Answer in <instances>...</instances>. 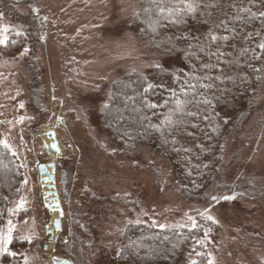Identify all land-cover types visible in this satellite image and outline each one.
<instances>
[{"label":"rangeland","instance_id":"374dc122","mask_svg":"<svg viewBox=\"0 0 264 264\" xmlns=\"http://www.w3.org/2000/svg\"><path fill=\"white\" fill-rule=\"evenodd\" d=\"M139 1L0 0V25L26 32L8 33L9 42L17 41L15 49L0 45V140L19 152L27 180L21 196L8 202L2 228L11 220L20 236L32 237L24 246L10 244L17 255H0V264H25V257L27 264H53L58 255L73 264H127L117 253L129 224L180 230L175 226H190L189 216L204 220L198 211L205 208L217 221L215 234L202 237L207 262L264 264V66L259 105L241 135L227 130L220 187L204 199L182 198L170 162L154 148L139 146L125 155L104 128L114 83L132 72L152 75L157 64L175 69L179 61L140 38L134 23ZM33 4L46 16L44 29L31 15ZM151 80L161 85L163 78ZM33 89L38 108L29 132ZM50 129L60 156L44 151L41 136ZM53 158L64 217L61 233L50 242L45 227L52 214L43 205L37 166ZM212 195L235 199L211 200ZM21 197L24 209L10 214ZM190 258L185 253L177 264Z\"/></svg>","mask_w":264,"mask_h":264},{"label":"trees","instance_id":"16d2710c","mask_svg":"<svg viewBox=\"0 0 264 264\" xmlns=\"http://www.w3.org/2000/svg\"><path fill=\"white\" fill-rule=\"evenodd\" d=\"M174 3L175 0H140L134 23L142 40L179 57L177 67L162 68L163 71L156 68L152 75L126 74L114 83L102 120L123 154L146 146L167 159L177 176V191L186 201H195L220 187L226 132L235 128L233 132L241 135L245 121L259 105L264 59L255 60L252 56L261 54L257 44L264 40V17L259 16L264 11V0H200L198 13L185 16V23L180 24L170 23L167 18V8ZM161 8L165 9L163 13ZM210 29L217 36H228V40L210 44L205 38ZM13 46L15 49L16 44L9 47ZM244 48L249 49L247 54L243 53ZM217 49L216 56L209 55ZM217 76L220 79H215ZM151 77L163 78L162 84H154ZM149 83L156 87L145 93ZM189 84L195 87L189 89ZM209 84L210 89L201 87ZM204 96L212 101L211 105L200 103ZM176 98L187 102L185 112L196 115L175 113ZM169 115L178 122L175 127L162 123ZM193 124L197 127L193 128ZM12 152L0 146V228L5 225L8 202L21 196L26 177L19 152L15 156ZM198 224L201 227L192 232L188 228L157 229L143 223L129 224L122 235V255H118V260L127 264H177L182 255L189 253L198 264H207L203 245H197L195 240H202L204 226L211 229L209 238L216 228L210 221L200 220ZM18 234L19 228L14 229L15 237ZM25 243L14 239L11 248ZM196 251L203 256H195Z\"/></svg>","mask_w":264,"mask_h":264},{"label":"snow or ice","instance_id":"6c2138e0","mask_svg":"<svg viewBox=\"0 0 264 264\" xmlns=\"http://www.w3.org/2000/svg\"><path fill=\"white\" fill-rule=\"evenodd\" d=\"M206 6L212 7L214 5H206ZM200 7H201L200 0H175L174 5L172 7L167 8V13H168V17L167 18L169 19L170 23H174V24L185 23L184 17L185 16L194 17L198 13V10H199ZM160 11H161V13H163L165 11V9L161 8ZM240 11H245V9L241 8ZM255 15L256 14H253V18H255ZM259 16L260 17H264V11L260 12ZM173 17H174V19H173ZM221 23H223V21H221ZM9 32H14V34L16 36H19V37H23V36L26 35L25 30H23L22 28L20 30H16L14 28H10L7 25H0V45H3V46H7L8 45V43H9V35H8V33ZM250 37H251V34H249L248 38H250ZM40 38L43 39V37H40ZM205 38L209 41L210 44L217 43L218 41H221V40H223V41H227L228 40V36H226V35L225 36H217L215 33H213L211 31V29L209 30V32H208V34L206 35ZM193 39H198V38L197 37H193ZM11 43L13 45H15L17 43V41L16 40H12ZM257 48H259L261 50V54H255L254 53L252 58L255 59V60L264 59V40H262L260 43L257 44ZM28 51H29V49L25 48L24 51L20 53V55L24 56L25 54H27ZM201 51H203V48H201ZM242 51H243L244 54H247L249 52V49L248 48H244ZM218 52H219V49H217V52L209 53V55L216 56ZM219 55L222 56L223 53H219ZM155 67L157 69H160L161 71H163L161 65L157 64V65H155ZM204 67H213V66L212 65H204ZM255 71L259 72L260 69H255ZM226 78L227 79H231V77H226ZM205 79H207V77H205ZM215 79H220V77L217 76V77H215ZM154 87H156V85H153V84L149 83L147 85V87L144 88V92L147 93L149 90L153 89ZM187 87L189 89H191V88H194L195 85H190L189 84V85H187ZM201 87L210 89L212 86L209 84V85H201ZM172 95L176 96V93L173 92ZM186 103H187L186 101H182L181 99L176 98V100H175L176 107L174 109V112L175 113H183V114H186L188 116H195L196 113H194V112H191V111L185 112V104ZM200 103L203 104V105H211L212 101L210 99H208L207 96H204V98L200 100ZM146 106L149 107V108L157 107V105H155V104H146ZM21 107H23V105H21ZM107 107H108L107 105H104L105 109ZM216 115H219V114L217 113ZM205 118H207V117H205ZM21 120H23V117H21ZM162 123H167L169 126H173V127H175L178 124L177 121H174L172 119L171 115L166 117L165 121H162ZM225 123H227V121H225ZM192 127L195 128V127H197V125L193 124ZM189 135H191V133H189ZM0 146L5 148L9 152H12V149H11L10 145L7 143V141L0 140ZM184 151H188V149H184ZM12 155L15 156L16 153L12 152ZM24 183L27 184V180H25ZM17 191H19V189H17ZM221 198L224 199V200L235 199L234 196H224V197H217L215 195L211 196V200H218V199H221ZM25 203H26V200L23 197H21L20 201L15 205L14 208L8 209L9 213L10 214H15L16 212L24 209ZM198 215L202 219H204L205 221H210L212 224L217 223L215 218L212 215L209 214V209L208 208H205L204 211H202V212L198 211ZM188 221L190 222V226H189V224H179V225H176L175 227L176 228L188 227L189 232H192L193 230L199 229L201 227L197 223V221L191 216L188 217ZM137 223H140V221H137ZM152 226L153 227H157V225L155 223H153ZM15 227L16 226L13 224V222L11 220H8L6 228H0V255H5L6 254L8 256H13V257H15L17 255L16 252L10 251V249H9V245L12 244L14 239L21 240V241H27L29 243L32 242V237L31 236L21 235V236L14 237L13 236V232H14ZM158 227L161 228V229H164L165 227H168L170 229L173 228V226H171V225L166 226V225H163V224L158 225ZM210 230L211 229H206L205 230V232H204L205 237L208 236V232ZM66 242L67 241H65V243ZM195 243L197 245H203V241L199 240V239H196ZM117 255H122V253L118 252ZM195 256L201 257V256H203V253L199 252V251H196L195 252ZM25 264H27V258L26 257H25ZM63 264H68V262L64 261ZM188 264H198V261L196 259H194V258H190L189 261H188ZM199 264H203V262L200 261ZM207 264H213L212 259H208Z\"/></svg>","mask_w":264,"mask_h":264},{"label":"water","instance_id":"95a60500","mask_svg":"<svg viewBox=\"0 0 264 264\" xmlns=\"http://www.w3.org/2000/svg\"><path fill=\"white\" fill-rule=\"evenodd\" d=\"M45 138V141L44 139ZM44 151L47 154H54V156H60L62 154V149L59 145L56 133L53 129L48 130L41 136ZM47 141V142H46ZM56 158H53L47 163H40L37 166V174L39 182L45 187L46 192H44V198L47 199V203L44 204V208L49 212L57 213V217L53 220L52 228L49 229L45 227V233L49 234V241L54 242L56 240L55 234H59L62 231V218L64 217V212L59 199V193L56 187ZM51 206V207H50ZM47 249V246H44ZM67 261L68 264H73L72 262L54 256L53 264H63Z\"/></svg>","mask_w":264,"mask_h":264},{"label":"bare ground","instance_id":"6f19581e","mask_svg":"<svg viewBox=\"0 0 264 264\" xmlns=\"http://www.w3.org/2000/svg\"><path fill=\"white\" fill-rule=\"evenodd\" d=\"M37 70H38V74H39V72H40L39 63L37 64ZM37 108H38V91L36 89H33L31 97H30V108H29L30 110H29V114H28L29 115V117H28V124H29L28 131L29 132L31 131L33 124L36 122ZM41 192H42L43 205H44L45 203H47V199L44 198V192H46L45 187L42 188ZM51 214H52L51 215V221L47 226L49 229L52 228L53 220L57 217V213L51 212Z\"/></svg>","mask_w":264,"mask_h":264},{"label":"flooded vegetation","instance_id":"af4514ba","mask_svg":"<svg viewBox=\"0 0 264 264\" xmlns=\"http://www.w3.org/2000/svg\"><path fill=\"white\" fill-rule=\"evenodd\" d=\"M27 9V8H26ZM27 11H28V9H27ZM31 15H32V17L34 18V20H35V22H36V24H39L40 25V27H42L43 26V29H44V25L46 24V16L39 10V8L36 6V5H32V7H31ZM58 255V254H57ZM58 256H60V255H58ZM57 256V257H58ZM61 257V256H60ZM62 258V257H61Z\"/></svg>","mask_w":264,"mask_h":264}]
</instances>
